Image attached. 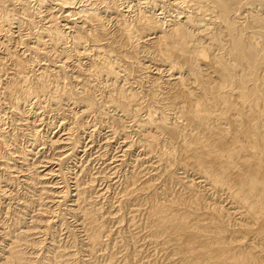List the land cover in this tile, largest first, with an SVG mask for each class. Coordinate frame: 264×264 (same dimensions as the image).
<instances>
[{"label": "bare ground", "instance_id": "6f19581e", "mask_svg": "<svg viewBox=\"0 0 264 264\" xmlns=\"http://www.w3.org/2000/svg\"><path fill=\"white\" fill-rule=\"evenodd\" d=\"M138 1L0 0V205L32 189L0 219V264H264V0ZM97 125L121 140L112 169L155 159L112 200L95 182L113 172L64 167Z\"/></svg>", "mask_w": 264, "mask_h": 264}, {"label": "rangeland", "instance_id": "374dc122", "mask_svg": "<svg viewBox=\"0 0 264 264\" xmlns=\"http://www.w3.org/2000/svg\"><path fill=\"white\" fill-rule=\"evenodd\" d=\"M138 2H139L138 0H130V3L126 4V5L132 7L133 5L134 6L137 5ZM37 112H39L38 116L41 119V123H43L39 127L41 129V134L43 136L52 137V136L58 135V133L59 134L61 133L60 126L56 122L58 120H61L62 116L60 117L59 115H53L51 113L50 114L49 113H43L42 109L37 110ZM55 116H58V118ZM47 122L54 123V125H52V127L48 128V126L46 125ZM103 127L102 126L100 127L99 125H97V130L92 132V137L84 134V136L82 137V140H81V142H83L81 144L82 148H79L80 152L77 153V155L75 157L76 159L73 158V160L75 159L74 161L73 160L67 161L65 163L64 167H67V166L72 167V169L74 170L72 172L73 175L75 173L78 174L80 172L79 171L80 169H85L86 173H90L93 175L95 174L94 176H98L97 174L99 172H102V174L100 173L99 175H103L104 173L110 172V171H111V173L113 172V174H111V177H110L111 179L107 180L108 182H105L106 180H103V179L99 180V178H97V181L95 182V186L97 187V189H104L107 187V185H109V188L106 190L105 197H108L107 199H109V198L111 199L112 197L113 198L115 197L114 195L117 192H120L121 186H122L120 184L123 183L122 180L124 178V175L130 174V172L133 171L134 165H136V163L134 164V162H133V160L135 158L140 160L139 163H141V164L145 163L144 166H147L150 163V161H151L150 164H152V162H154L155 159L144 158L145 156L147 157V155L144 156L143 152H141L139 149L134 148V150L132 152H130V154L125 157V162L122 166H119V168H116V169L115 168L112 169V167H114V165L116 164L113 162V159H115L117 155L121 154V152H120L121 151V147H120L121 140L116 138V139H110V141H106L105 137L108 135V132H107L108 128L106 129V127H104V128ZM132 138L135 139L137 137L134 134H132ZM28 141H29L28 138L24 137L23 139L21 138V140H19L18 144L20 145V147H25V146H28V144H29ZM32 152L33 153L29 156V159H31L29 162L31 164L32 163L36 164L41 159L46 160L48 157H52V151L48 150L47 148L45 149L42 146H35L33 148ZM49 155H51V156H49ZM46 156H47V158H45ZM37 159H38V161H37ZM146 160L148 161V163ZM110 169H112V170H110ZM103 171H104V173H103ZM177 172H178V175L180 177H182V176L184 177L186 175L184 170H182V169H177ZM187 173L190 175V176L188 175L189 178H193V174L190 171H188ZM73 175H69V178L73 177ZM84 176L86 179L88 175H84ZM23 180H24V178L22 176H20L16 180L17 182H14L15 184H13L12 186H7V187L5 186V188H4V190L6 191L7 195H9L10 198L8 197V198H5L2 200V203L0 205V219H2L4 221L6 220L5 221L6 224L10 223V220L13 216L11 214V211L16 212L15 210L18 209V207L20 208V205H18L19 202H23L24 200L28 201L29 198H31V196H32V194H30V193H32V189L28 188L26 186V184L23 182ZM71 180L73 181V179H69V181H68V187H69V190L71 191V194H72V193H74L72 191V189L74 188V185H73V182ZM11 196H12V199H11ZM104 206L107 207V205H104ZM7 208H9V209H7ZM13 208H16V209H13ZM30 210L32 211L34 209L28 208L25 210V211H27L26 213L28 216L27 215L24 216V222H27L29 217H31V215L34 214L33 212H29ZM7 211H8V214H6ZM66 217L68 219L67 222L69 223V225L72 228H74V230H76V236H77L78 241L83 240V238L81 237L82 234L79 231L80 228H78L79 226L75 225L76 223L73 221L72 218H70L69 216H66ZM121 224H120L121 225L120 228L125 230L126 229V226H125L126 221L124 220V222H122ZM114 225H116V224H114ZM116 226H114L115 229L117 228ZM64 232L65 231L63 230L57 234L58 236L56 235L57 236L56 240L60 244L61 243L66 244L68 242V238L66 237ZM142 248H143V251L146 250V246L142 247ZM129 249L131 250V248H129ZM81 250H82V252L79 249V252L77 253L79 256L77 255V257L80 259L85 258V260H86V258H88L86 251L83 250V248Z\"/></svg>", "mask_w": 264, "mask_h": 264}]
</instances>
